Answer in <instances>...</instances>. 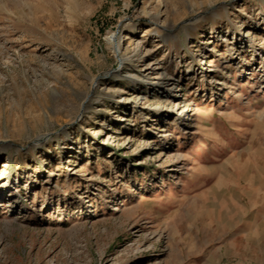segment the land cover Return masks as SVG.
Returning <instances> with one entry per match:
<instances>
[{
    "label": "rangeland",
    "instance_id": "374dc122",
    "mask_svg": "<svg viewBox=\"0 0 264 264\" xmlns=\"http://www.w3.org/2000/svg\"><path fill=\"white\" fill-rule=\"evenodd\" d=\"M0 264H264V0H0Z\"/></svg>",
    "mask_w": 264,
    "mask_h": 264
},
{
    "label": "bare ground",
    "instance_id": "6f19581e",
    "mask_svg": "<svg viewBox=\"0 0 264 264\" xmlns=\"http://www.w3.org/2000/svg\"><path fill=\"white\" fill-rule=\"evenodd\" d=\"M113 44V43H112ZM117 54V53H116ZM119 56V59L121 62H123V58L119 55V53L117 54Z\"/></svg>",
    "mask_w": 264,
    "mask_h": 264
},
{
    "label": "water",
    "instance_id": "95a60500",
    "mask_svg": "<svg viewBox=\"0 0 264 264\" xmlns=\"http://www.w3.org/2000/svg\"><path fill=\"white\" fill-rule=\"evenodd\" d=\"M77 122H78V120H77ZM77 122H75V123H77Z\"/></svg>",
    "mask_w": 264,
    "mask_h": 264
}]
</instances>
